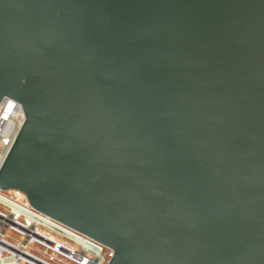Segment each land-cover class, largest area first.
I'll return each mask as SVG.
<instances>
[{"label": "water", "instance_id": "95a60500", "mask_svg": "<svg viewBox=\"0 0 264 264\" xmlns=\"http://www.w3.org/2000/svg\"><path fill=\"white\" fill-rule=\"evenodd\" d=\"M0 189L110 264H264V0H0Z\"/></svg>", "mask_w": 264, "mask_h": 264}, {"label": "built area", "instance_id": "2783aa9c", "mask_svg": "<svg viewBox=\"0 0 264 264\" xmlns=\"http://www.w3.org/2000/svg\"><path fill=\"white\" fill-rule=\"evenodd\" d=\"M25 123L20 103L0 105V169ZM114 250L35 210L19 190L0 189V264H110Z\"/></svg>", "mask_w": 264, "mask_h": 264}]
</instances>
